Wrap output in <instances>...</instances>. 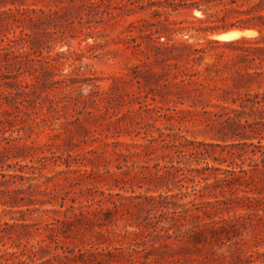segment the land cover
I'll list each match as a JSON object with an SVG mask.
<instances>
[{"label":"rangeland","instance_id":"374dc122","mask_svg":"<svg viewBox=\"0 0 264 264\" xmlns=\"http://www.w3.org/2000/svg\"><path fill=\"white\" fill-rule=\"evenodd\" d=\"M104 3L112 15L104 7L90 16L62 12L59 33L53 25L18 27L12 17L0 30V40H28L23 50L0 43V225L9 223L0 247L13 246L8 237L22 243L12 250L28 245L19 264H264V168L253 160L261 156L255 145L264 151V124L238 130L191 117L189 100H154L150 88H163L146 85L138 45L146 21L156 20L138 0ZM9 9L15 5L0 4ZM221 9L170 19L220 24ZM45 32L51 36L38 44ZM195 147L209 153L192 156ZM233 161L248 182L221 195ZM194 188L207 195L196 206ZM245 196L251 207L237 205ZM218 200L237 207L205 215L206 201Z\"/></svg>","mask_w":264,"mask_h":264},{"label":"trees","instance_id":"16d2710c","mask_svg":"<svg viewBox=\"0 0 264 264\" xmlns=\"http://www.w3.org/2000/svg\"><path fill=\"white\" fill-rule=\"evenodd\" d=\"M26 0H0V4L10 3L15 5V9L0 11V30L7 26L10 18L14 24L21 26L42 27L53 25L57 33L61 32L57 21L63 19L62 12H84L90 16L94 11L104 7L103 13L112 15L113 7L105 5L104 0H47V8H27L24 7ZM44 1V0H37ZM139 10L146 14H151L156 20L152 23L147 20L142 30L143 42L138 45L145 57V83L146 85L158 84L162 91L150 88V93L156 100L157 96L162 101L169 100V95L177 98L178 103L185 100L192 102L195 107V114L191 117L204 119L206 121L219 123L222 125L235 126L236 129H245L253 124H264V0H138ZM38 6L36 1L31 3ZM222 8L225 15L215 24L216 21L205 19H194L184 26L183 22L171 20L170 16L181 12L193 14L195 10L209 15L211 11ZM30 14V15H29ZM4 15H7L4 17ZM211 23V24H209ZM238 30L242 32L253 31L256 36L242 37L231 41H221L213 37L221 32ZM45 31V30H44ZM23 33V31H22ZM55 34V32L53 33ZM51 34L45 32L38 37L37 43L43 42L44 37ZM177 36H187V39L177 40ZM203 38L204 41L194 40ZM0 43H4L3 49L23 50L28 45L26 38L12 39L4 35ZM45 74H49L50 63L43 61ZM18 71L23 73L24 67L19 62ZM44 76V74H43ZM49 76V75H48ZM39 79L37 76L35 78ZM38 82V81H37ZM53 84V80H50ZM47 85V81L44 82ZM70 89H77L67 85ZM78 90V89H77ZM209 146V145H202ZM261 152L255 161L254 167L260 171L264 168L263 146H256ZM225 149L223 148L224 152ZM184 153V152H183ZM209 153V150H202L195 147L192 156L201 157ZM254 157L258 154L254 151ZM186 155V154H184ZM8 160L11 159L7 156ZM18 158V156H14ZM223 159H216L221 164L227 162ZM68 167H70L68 165ZM227 169L223 171L225 178L221 180L225 186H219L220 194L235 190V185L241 182H248L245 177L237 176L236 169L240 168V173L247 174L242 165L233 161ZM210 168H207V170ZM87 173V170L85 171ZM3 176V174H0ZM207 181L206 178H203ZM194 182L195 180L192 179ZM206 188H209L207 185ZM194 200L190 203L196 206L198 198H205L207 195L193 190ZM236 191V190H235ZM247 193V191H244ZM209 194L208 196H212ZM217 194H215V197ZM17 200V198H16ZM15 200V201H16ZM24 201V200H22ZM243 201L238 202V206L251 207L252 197L245 196ZM206 209L203 213L207 216L230 214L235 207L233 204L222 203L218 200L216 204L206 201ZM224 205L219 207L220 205ZM15 207V206H12ZM17 207H20L19 205ZM197 210L199 209L196 208ZM186 211H189L187 209ZM192 218L197 216L191 214ZM222 222H229L232 229L236 228L232 221L221 217ZM5 226L0 225V243L7 238ZM216 231V230H215ZM214 231V232H215ZM11 248L2 249L0 247V264H19V256L25 255L27 246L21 250L12 248L22 246L13 237ZM6 247V244H3ZM12 250V251H10Z\"/></svg>","mask_w":264,"mask_h":264},{"label":"bare ground","instance_id":"6f19581e","mask_svg":"<svg viewBox=\"0 0 264 264\" xmlns=\"http://www.w3.org/2000/svg\"><path fill=\"white\" fill-rule=\"evenodd\" d=\"M253 35H256V32H253V31L242 32V31L234 30L226 34L215 36L214 38L221 40V41H231V40L239 39L242 37H249Z\"/></svg>","mask_w":264,"mask_h":264},{"label":"water","instance_id":"95a60500","mask_svg":"<svg viewBox=\"0 0 264 264\" xmlns=\"http://www.w3.org/2000/svg\"><path fill=\"white\" fill-rule=\"evenodd\" d=\"M230 31H234V30L225 31V32L219 33V34H217V35L226 34V33L230 32Z\"/></svg>","mask_w":264,"mask_h":264}]
</instances>
